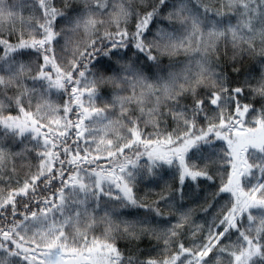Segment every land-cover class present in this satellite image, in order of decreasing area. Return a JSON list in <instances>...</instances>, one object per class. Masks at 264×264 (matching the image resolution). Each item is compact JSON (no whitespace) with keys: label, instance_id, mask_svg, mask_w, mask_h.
Instances as JSON below:
<instances>
[{"label":"clouds","instance_id":"obj_1","mask_svg":"<svg viewBox=\"0 0 264 264\" xmlns=\"http://www.w3.org/2000/svg\"><path fill=\"white\" fill-rule=\"evenodd\" d=\"M241 2L13 0L12 7L22 16L32 18V35H43L48 27L55 35L43 48L20 53L29 63L34 61L30 77L13 79L15 62L3 65L0 110L19 113L23 105L53 129L46 134L59 143L42 141L39 134L34 138L31 132L21 136L7 125H0V179L7 183L21 175L28 180L36 176L40 181L38 192L41 188L64 187L65 173L72 171L68 165V151L82 150L87 154L98 150L95 136L77 134L80 129L76 128V123L82 112L78 114L79 105H72L73 86L78 90L91 87L93 91L87 94L95 99L98 111L90 114L89 119L92 115L117 118L121 122L122 135L115 139L111 148L125 145L123 153L117 151L114 160L109 157L104 163L110 168L122 154L132 155L137 160L134 168L118 170L131 185L135 202L124 198L109 180L102 181V190L98 191L96 174L91 170L101 162L88 161L90 166L82 167L78 175L87 179L95 191L83 199L70 197L74 203L68 209L71 219L83 230L74 231L69 223L62 238H71L77 245L95 237L108 240L117 253L109 255L110 264H167L173 254H176L174 264H188L191 258L181 252V243L193 247L198 240L203 246L207 235L225 233V221L221 217L230 206L231 195L219 188L220 161L226 159L222 155L224 146H213L220 149L219 159L217 152L207 149L200 156L211 178L203 176L195 181L181 182L174 163L171 166L163 162L150 165L143 159L141 144H127L131 137L129 129L135 125L145 138L167 133L179 135L187 129V120L203 126L210 116L215 114L214 118H218L221 109L225 117L237 115L233 111L237 103L241 108L245 104L248 106L246 123L251 124L255 116L264 115V0H248L247 12L239 7ZM178 8H181L179 14ZM149 16L152 27L138 29L137 23L142 24ZM28 35V32L17 33L0 26V41H7L14 47L26 49L27 45H15ZM137 40L142 47L135 46ZM44 55L53 58L72 76L64 78L62 94L55 98L56 112L38 115L34 98L38 89H46L43 86L45 77L36 73L45 63ZM44 71H53L51 63L45 64ZM237 88L239 92L233 91ZM26 89H30L31 94ZM214 91L220 93L224 103L212 105L209 102ZM79 94L83 97L84 92ZM197 100L202 103L198 105ZM50 116H59L65 124H51ZM58 127H74L77 142L72 143L73 137L67 131L63 135L56 134L54 130ZM82 127L89 132L90 126ZM195 131L197 127L194 126ZM207 139L215 138L209 136ZM108 147L105 145L104 150ZM50 148L54 149L52 171L48 170L49 159L45 156ZM137 152L141 153L139 157H136ZM249 160L264 174V151L250 152ZM53 180H56L55 185ZM250 182L264 184V175L253 172ZM55 210L64 213V204ZM258 225H264V205L250 207L240 217L236 233H229L239 235L243 231L255 240L261 255L251 264H264V238L256 231ZM24 234L31 236L29 232ZM0 249V256H12L11 246ZM221 256L222 264H232L231 255H225L220 244L213 246L211 255L204 258L202 264H217ZM9 264L19 262L9 259Z\"/></svg>","mask_w":264,"mask_h":264},{"label":"snow or ice","instance_id":"obj_2","mask_svg":"<svg viewBox=\"0 0 264 264\" xmlns=\"http://www.w3.org/2000/svg\"><path fill=\"white\" fill-rule=\"evenodd\" d=\"M231 6V3H230ZM166 7V5H165ZM245 12L248 9V0H242L239 5ZM182 8V6H181ZM181 8L177 9V13L181 11ZM255 11V9H252ZM152 20L151 17H146L143 23H137L138 29L151 28ZM55 33L52 28L48 27L45 29V33L40 36L32 35L27 38L21 37L18 45H30L34 48H43L46 41H51ZM4 43L9 49L13 45L8 44L7 41H0ZM137 48L142 47L140 40L135 43ZM45 63L40 65V71L36 74L38 76L47 77L51 80L52 84L56 87H63L62 81L67 76L71 78L72 73L65 72L56 61L49 57L48 55L43 56ZM51 63L52 70L56 73L55 77H52V73L44 71L45 64ZM93 89L91 87L77 89L75 86L72 87V92L75 95L72 98V103L79 105L82 115H80L78 122L76 123V128L80 129L78 135L83 131V120L84 117L89 115L90 112L98 111L96 108H85L80 99V92L91 93ZM233 91L239 92L240 89H233ZM220 98L219 92H212L210 103L212 105H217ZM196 103L199 105L202 102L197 100ZM50 108L54 110V107L49 105ZM68 110V106L65 105V111ZM248 106L245 104L243 108L237 103L233 111L237 114L235 116L229 115L225 117L224 112L221 111L218 118H215L212 122H208L199 129L193 132L194 122L192 120H187V129L181 131L179 135H173L172 133H167L155 138H145L142 137L140 130L133 125L129 131L131 133L130 139L127 140V144L131 145L133 142H138L144 146L143 155L146 156L150 162V165L156 161H163L166 164H173L174 162L178 165V178L179 181L183 182L185 176L191 177L193 180L197 176H209V173L202 168H195L189 165L186 160V153L188 150L194 146L197 142L204 140L209 137V134L213 138H219L224 141L225 153L228 157L226 163L228 167L224 170V179L219 184L221 191H227L231 195L230 206L223 212L221 219L225 221L223 228L227 229L228 226L236 227V216L240 213L246 211L250 205H264V184L253 186L251 188H245L241 185V175L246 173L254 165L249 162L248 157L245 156V151L247 146L251 144L253 147L259 148L264 151V115H258L254 117V121L251 124L245 122ZM183 117L181 116V119ZM51 124L59 125L61 123V118L59 116L49 117ZM0 123L8 125L10 128H18L20 132L25 131L27 128H31L33 133L40 132V127H37L39 121L33 112L25 110L21 105L18 115H13L12 113H7L6 115H0ZM44 126V125H41ZM51 131V129H50ZM47 141L48 137H44ZM111 145V141H107ZM125 145L121 144L117 151L122 152ZM108 156H113V152L109 151ZM51 150L45 153V156L50 159L52 157ZM141 155L140 152L136 153V157ZM73 161L79 159V154L72 155L70 157ZM84 159H88L85 155ZM41 165L44 161H40ZM136 158L125 159L123 162L119 163L114 167H110L106 170L97 171L92 169L91 171L96 174L95 185L98 191L102 190V181L109 180L115 184V187L119 189L120 193L130 202H135V193L131 185L124 179L122 175L115 170L118 167L120 170L126 169L128 164L136 165ZM51 167V165H48ZM149 167L148 171H151ZM209 178H211L209 176ZM32 179H37L36 176H32ZM65 184H78L83 189L85 187L84 181L78 178L75 172H69L68 177L64 180ZM30 185L25 181V183L18 187L11 189L7 200H12L13 197L11 192H24ZM58 195L56 196V201L61 202L63 199L62 188L58 187L56 189ZM40 213H47L49 208L41 207L39 209ZM33 219L37 217L35 211H30L28 213ZM19 223V222H18ZM13 232L15 234L13 235ZM224 235L223 231L213 232L205 237L206 243L199 247H186L184 243H181L180 250L190 256L188 264H202L204 258L209 257L212 252L213 246H215L220 237ZM65 236L64 231L60 226L55 223H49L47 226H41L37 229L31 236H26L18 231H15V225L12 226V230H0V237L4 240L11 241L12 254L17 253L16 250L19 249L20 252L24 253V260L28 264H110L109 255H114L116 253L115 246L108 240L100 239L98 237L93 238L90 242L77 245L75 243H69ZM85 239H87L85 237ZM243 239L247 241L249 247L242 248L240 252H233L232 256L234 258V264H243V258L251 255L252 251L259 248L257 244L252 243V238L250 236L244 235ZM7 245L5 243H0V248H5ZM58 248L59 252L55 260L48 259L49 250ZM176 259V254H173L172 260L168 261L167 264H174ZM0 264H9L8 256H0Z\"/></svg>","mask_w":264,"mask_h":264},{"label":"trees","instance_id":"obj_3","mask_svg":"<svg viewBox=\"0 0 264 264\" xmlns=\"http://www.w3.org/2000/svg\"><path fill=\"white\" fill-rule=\"evenodd\" d=\"M12 3H13V0H0V26H3L5 30L11 28L15 30L17 33H19L20 31L28 32L29 33L28 36H32L31 34L32 28L30 27L32 23V18L28 15L22 16L18 9L11 6ZM34 49L35 48L30 45H27L26 49L14 47V46L9 49V48H5L4 45L0 44V70L3 69V65L6 62H15L14 71L12 73V78L13 79L17 77L23 78L26 76L30 77L32 75V68L34 65V61L33 63H29L23 56L20 55V53L24 51H33ZM51 73H52V77L54 78L56 73L54 71H52ZM62 83L63 85H65V79L62 81ZM43 86L46 90L41 91L38 89L35 95V98H34L35 104H36V111L38 115H45L49 112L55 113L57 110L55 98L58 95L62 94L60 90H62L64 86L56 87L55 85L52 84L51 80L48 79L47 77H45ZM26 91L29 92V94H31L30 89H26ZM80 99L85 108H96L95 99L93 97H90L87 94V92H84L83 97L80 96ZM206 103H208V101H206ZM220 103H224V101L221 98H219L217 104H220ZM49 105L53 106L54 110L50 108ZM72 105L74 106L76 104L72 103ZM221 111H223V109H221L220 112ZM79 112H81L80 107L78 110V114ZM7 113H12L13 115L19 114L16 112H7ZM7 113L0 110V115H6ZM94 113L95 112H90L89 115L84 117L83 125L90 126V127H89V132L87 133L85 132L83 128L81 135L82 136L84 135L95 136L97 140L96 148L98 150L89 152L87 154H85V152L82 150L73 149V150L68 151V157H69L68 165L70 168H72L71 172H75L78 178L82 179L83 181L85 180V178H82L81 176L78 175V170H80L82 167H89L90 165L88 164V161L99 160L101 162L100 166L95 168L97 171L106 170L109 168L104 163V161L109 158L107 153L109 151H112L113 156H111V158L113 160L115 159L117 149L111 148V145L115 142V139L119 138L122 135L120 131L121 122L117 118L115 117L105 118L103 116L92 115L91 119H89L90 114H94ZM214 115L208 118V122H212L215 119ZM35 116H36V119L39 121V123L37 124V127H40V132L38 133L34 134L31 128H27L23 132H20L18 128H14V127L13 128L9 127V128L16 130L18 134H20L21 136L25 135L28 132H31L34 138L37 134H39L42 141H46L44 137H48L47 141L50 144L59 143V141H53L52 137L46 134L48 132H52L53 129L45 125L43 121H40L37 115ZM63 124H65V121L61 120L60 125H63ZM0 125H6V124L0 123ZM41 125H44V126H41ZM199 127L200 125H197V130L199 129ZM54 131L58 135H63L67 131L68 134L73 137L72 143L75 144L77 142V138L75 137L74 127L69 128V129H65L64 127H58ZM209 136H211V134H209ZM155 137L156 136H153L152 138H155ZM107 141H111L112 142L111 145H109ZM84 143L87 144L88 140H85ZM105 145L109 146L106 150H104ZM219 145L224 146V141L219 138H215L214 140L209 141L207 138H205L204 140L197 142L194 146H192L188 150V152L186 153V160L190 166L195 167V168H202L206 170L207 165L202 160H200L201 154L205 153L206 149L212 150L218 153L217 159H219L220 149L219 147H213V146H219ZM49 150H51L53 154L54 149L50 148ZM140 151L142 153L144 152L143 145H141ZM252 151L260 152L261 150L259 148L246 149L244 154L246 157H248V159H249V153ZM121 153H123V151ZM77 154H79V159H77L76 161H73L70 157L72 155H77ZM57 155H60V154L57 153ZM85 155L88 156V159H84ZM222 155L226 157V159L220 161V164L222 165V167L219 169L218 175L220 176L221 182L224 179V170L228 167L226 163L228 157L225 151H223ZM52 157L49 159V164L51 165V167H48L49 171L53 170L54 161ZM132 158H134L132 155L124 156L122 154L121 158L117 160L116 163L112 167L123 162L125 159H132ZM143 159L147 160L148 163L150 164L146 156L143 155ZM161 162L163 161H156L155 163L151 165L157 166ZM249 162L252 163L250 160ZM164 164L166 166L172 165V164L169 165L166 163ZM174 164H175V167L178 168V165L175 162ZM135 166L136 165H132V164L127 165L128 168H134ZM115 169L117 172H119L118 167H116ZM253 172H256L257 175H264L257 170L256 166H253L251 169H249L248 172L243 173L241 175V178H240L241 185L244 186L245 188H251L254 186L250 182L252 180ZM68 174L69 173H65V178L68 177ZM202 177L203 176H197L196 179L202 178ZM64 180L62 182L64 185V187L62 188L63 199L61 202H57L56 196L58 195V193L56 192V189L50 190V189L41 188L39 192L37 191V185H39L40 183L38 178L35 180H33L32 178L31 180H28L23 175H21V176L15 177L14 179H11L7 183L3 181L2 179H0V228H2L3 230H12V226L15 225V231H18L23 235H25L24 232H29L32 235L41 226H47L49 223H53V221L59 220L58 226H60L63 231L65 228L68 227L69 223L72 225V229L74 231H82L83 229L81 228L80 224L75 219H71V212L68 211L69 206L73 205L74 203V200L70 199V197L75 196V197H79L83 199L88 195V193L95 191V189L93 188V186L90 189L81 188L82 191L78 194L76 190L80 185L65 184ZM184 180L195 181L191 177H188V176H185ZM21 181L23 182L21 183ZM25 181H27V183L30 186L24 192H11L13 199L7 200L9 191L11 189L22 186L25 183ZM257 183H255V185ZM52 184L55 185L56 180H53ZM224 192L229 193L227 191H224ZM61 203H63L65 206L64 213H61L60 211L55 210ZM44 205H47V208H51L53 210L48 211L47 213H43V214H41L39 211V214H37V217L35 219H33L30 215H28L30 211H35L37 213L41 207H45ZM252 206L254 205H250L249 208ZM246 211L236 216L237 226H238L240 217ZM58 216H60L59 219H58ZM66 216L68 217V219L65 218ZM237 226L236 227L228 226V228L225 229L224 235L220 237V240L217 243L221 245V249L224 250L225 255L227 254L231 255L232 264H234V258L232 256V253L240 252L242 248L249 247L247 241L245 242V240L243 239V236L245 235L243 231H241L239 235H229V233H232V234L236 233ZM22 229L24 230L23 232L21 231ZM256 231L257 233L260 234V238H264V225H258ZM14 234L15 232H13V235ZM225 236H227V239H225ZM67 240L69 243H72L71 238ZM0 243H6L8 246H11V241L4 240L2 237H0ZM204 243H206V241H204ZM252 243L256 244L254 239H252ZM199 246H200V242L197 240L193 244V247H199ZM0 251H2V249H0ZM16 252L20 254H12V256L9 259H11L12 261H18L19 264H28V262L24 260L23 258L25 254L20 252L19 249H17ZM260 255H261L260 249L258 248L257 250L252 251L251 255H248L247 257L243 258V264H251L252 260L259 259ZM222 260H223V256L217 259V264H222Z\"/></svg>","mask_w":264,"mask_h":264},{"label":"rangeland","instance_id":"obj_4","mask_svg":"<svg viewBox=\"0 0 264 264\" xmlns=\"http://www.w3.org/2000/svg\"><path fill=\"white\" fill-rule=\"evenodd\" d=\"M248 148H256V147H253L251 144H249L248 146H247V149ZM84 184H85V187L84 188H86V189H90L91 187H92V184L91 183H89V181L87 180V179H85L84 180ZM257 185H260V183L258 182L256 185H254V186H257ZM82 191V189H81V187L79 186L78 188H77V190H76V192L79 194L80 192ZM60 218V216H58V219ZM53 223H55V224H59V220H56V221H53ZM58 252H59V249L58 248H54V249H50L49 250V255H48V259H51V260H55L56 259V257H57V254H58Z\"/></svg>","mask_w":264,"mask_h":264}]
</instances>
